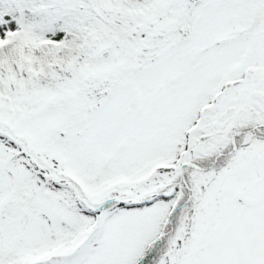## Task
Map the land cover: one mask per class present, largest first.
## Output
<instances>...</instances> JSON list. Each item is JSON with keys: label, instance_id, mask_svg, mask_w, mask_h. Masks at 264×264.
<instances>
[{"label": "snow or ice", "instance_id": "snow-or-ice-1", "mask_svg": "<svg viewBox=\"0 0 264 264\" xmlns=\"http://www.w3.org/2000/svg\"><path fill=\"white\" fill-rule=\"evenodd\" d=\"M0 264H264V0H0Z\"/></svg>", "mask_w": 264, "mask_h": 264}]
</instances>
